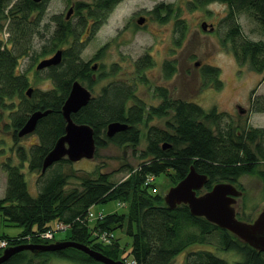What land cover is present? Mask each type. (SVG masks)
Segmentation results:
<instances>
[{"label": "trees", "instance_id": "1", "mask_svg": "<svg viewBox=\"0 0 264 264\" xmlns=\"http://www.w3.org/2000/svg\"><path fill=\"white\" fill-rule=\"evenodd\" d=\"M120 1H76L72 15L76 20L53 16L55 28L34 54L35 38L41 34L48 0H0V19L7 22L9 33L7 40L0 38V156L5 153L7 135L18 143L24 137L18 131L30 114L39 109L50 110L38 120L32 132L36 133L37 142L29 147L20 144L11 147L19 162H13L12 155L2 162L7 177L5 194L0 197V214L8 225L18 226L21 231L15 235L2 232L0 239H6L8 246L47 244L56 241V231L64 226L68 233L64 239L86 244L125 264H228L226 258L207 248L215 241L222 250L242 256L237 264H264V251L205 217L193 215L186 204L170 208L163 195L154 189L155 183L149 181L150 177L154 180L166 172L177 184L194 165L197 171L208 174L205 190L223 181L238 185L246 174H256L264 188V128L223 123L224 115L217 108L207 110L193 101L175 98L165 86L154 89L159 103H148L138 95L139 84L148 81L145 69L154 64L148 54L135 61L131 77H124L116 64L105 71L103 64L97 63L95 70L96 63L82 58L86 40L101 28ZM188 1L191 8L213 2L226 4L228 11L221 22L226 27L222 44L233 52L240 65L248 63L264 75V40L245 36L238 20L241 13H248L264 30V0ZM151 12L165 21L174 13L173 4L160 2ZM187 29L185 20L178 18L176 45H180ZM60 48L62 61L46 68L53 86L49 89L31 86L27 72L19 69L21 59L31 52L36 58L46 57ZM103 49L97 52V58ZM177 71L175 60L164 61L165 79ZM220 75V67L206 65L200 74L202 84L221 89ZM103 77H108L109 82L85 106L72 113V117L94 128L96 153L109 143L131 145L136 152L142 138L140 125L144 124L147 144L138 155L142 161L137 167L128 165L129 175L119 181H114L112 173L107 171L83 170L79 174L68 158L42 172L45 155L65 132L62 106L73 81L79 79L92 90ZM29 87L33 88L31 95L27 93ZM256 110L264 111V101L257 102ZM165 116H170L165 127L149 125L154 117ZM111 121L125 122L128 127L108 136L106 130ZM25 164L29 171L40 172L36 180L37 195L30 191L23 170ZM72 177L79 179V184L69 187ZM114 200L126 211L108 212L100 218L104 212L95 213L91 209L95 204ZM54 221L56 228L52 226ZM118 230L131 237L129 250L122 247ZM46 231L53 232V237H43ZM3 250L0 247V255ZM181 253L184 260L176 263V256ZM55 256L81 264H105L74 246L56 251L21 250L1 264H54Z\"/></svg>", "mask_w": 264, "mask_h": 264}, {"label": "rangeland", "instance_id": "2", "mask_svg": "<svg viewBox=\"0 0 264 264\" xmlns=\"http://www.w3.org/2000/svg\"><path fill=\"white\" fill-rule=\"evenodd\" d=\"M75 1L78 0H48L40 30L41 34L39 33L35 38L34 49L36 51L34 54L39 51L40 46L49 38L50 31L55 28L56 22L53 20V16L62 15L65 17L70 4ZM160 2L173 4L174 13L165 21H161L155 13L151 12ZM188 2V0H121L101 28L86 40L82 58L91 60L94 64H103L105 71L116 64L121 67L120 69L123 71L121 74L124 77H131L134 74L135 61L148 54L154 60V64L145 69L148 81L143 84L140 83L138 89V95L148 103H159V99L154 97V89L156 86H165L175 98L193 101L207 110L213 107L217 108L224 115L223 123L264 128V111L256 110L257 102L264 101V75L253 70L248 63L240 65L233 52L222 44L226 27L221 22L228 11L227 5L221 2H213L205 7L191 8ZM140 17H145L142 24L137 22ZM178 18L184 19L188 26L180 45L175 44L178 36V32H176ZM71 20L74 22L75 16L71 17ZM238 20L245 36L251 40H264V30L248 13H241ZM203 21L213 24L215 30H204L201 26ZM8 37L7 22L1 18L0 38L7 40ZM101 48H104L103 52L97 58V52ZM34 54L31 52L23 57L19 69L27 72L31 86L49 89L53 83L47 77L48 70L44 68L37 72L35 67L41 59L49 57L53 53L38 58ZM165 60H175L178 68L175 75L169 79H165L163 76ZM197 61L200 62L198 65H196ZM206 65L220 67V77L223 80L221 89L202 84L200 74ZM109 80L108 77L100 79L91 90L93 95H97L100 88ZM238 105L246 109V112L240 114ZM169 117H154L149 121V125L165 127ZM140 126L142 127V138L136 152L131 145L118 146L109 143L106 147L100 148L92 159L83 158L79 161H72V167L78 169L79 174L83 170H101L112 173L114 181L125 179L129 175L128 165L134 167L139 165L142 159L138 155L147 144V126L144 124ZM6 141L4 144L5 153L0 156V197L5 194L7 177L2 162L9 155L14 158L13 162H19L11 147L15 148L19 144L29 147L30 144L38 141V137L36 133H30L22 137L17 143L11 136L7 135ZM25 165L23 170L30 191L33 195H37L39 188L36 180L40 172L29 171L27 164ZM78 181L79 179L72 177L68 183L69 187L78 185ZM149 181L155 183L154 189L163 197L169 188L175 185L174 179L166 172L156 176L154 180L149 179ZM238 185L241 186L238 188L244 190V194L238 198L237 215L242 220L252 221L264 208L263 182L256 174H246L239 179ZM204 191L205 189L200 190V192ZM91 209L95 213L103 211V216L108 212L119 211L122 213L126 211L125 207L119 205L116 200L95 204ZM56 225V221L52 222L54 228ZM20 231V227L8 225V222L0 214V233L6 232L15 235ZM117 233L121 236L122 247L127 246L129 250L132 242L131 237L121 230H118ZM67 234L65 228L56 231V240H61ZM207 248L226 258L228 264H237L242 259V256L235 251L222 250L216 241ZM184 258L185 255L181 253L176 256L175 262L181 263ZM53 262L54 264H81L58 256L54 257Z\"/></svg>", "mask_w": 264, "mask_h": 264}, {"label": "water", "instance_id": "3", "mask_svg": "<svg viewBox=\"0 0 264 264\" xmlns=\"http://www.w3.org/2000/svg\"><path fill=\"white\" fill-rule=\"evenodd\" d=\"M40 2L41 0H34ZM73 12L71 7L67 16ZM145 17H140L137 22L144 23ZM204 30H213L212 24L206 21L201 23ZM63 49L56 50L50 57L41 59L36 69L41 70L52 65H57L62 61ZM200 62L197 61L196 65ZM97 64L94 65V69ZM32 87L27 90L28 95L32 93ZM92 91L84 85L79 79L73 81L70 92L62 106V113L66 120L65 132L58 137L54 146L48 151L43 159L42 172L55 162L68 158L70 161H79L83 158L92 159L95 155L97 143L94 128L88 123H79L74 120L72 113L79 111L92 98ZM241 112L244 111L239 106ZM50 110H36L30 114L24 125L19 129L20 137L32 133L37 126L38 120L46 115ZM128 124L121 121H111L107 125V135L112 136L115 133L125 130ZM169 145H164L167 147ZM208 174L196 170L191 165L187 175L177 184L171 186L164 196L165 203L172 209L178 205H188L191 213L195 216L205 217L208 221L227 229L241 240L249 243L257 250L264 251V208L257 214L252 221H245L238 217L236 204L238 198L242 195V190L234 183L223 181L212 186L211 189L200 192L206 187ZM77 247L97 261L105 264H125L124 261L114 259L97 251L86 244L75 242L73 240H56L47 244L24 243L15 246H7L0 255V264L10 258L13 254L21 250H39L56 251L65 247Z\"/></svg>", "mask_w": 264, "mask_h": 264}, {"label": "built area", "instance_id": "4", "mask_svg": "<svg viewBox=\"0 0 264 264\" xmlns=\"http://www.w3.org/2000/svg\"><path fill=\"white\" fill-rule=\"evenodd\" d=\"M103 216V215H101ZM43 237L45 238H52L53 237V232L51 231H46L42 234ZM8 246V241L6 239H0V247L6 248ZM127 264H133V262H127Z\"/></svg>", "mask_w": 264, "mask_h": 264}, {"label": "flooded vegetation", "instance_id": "5", "mask_svg": "<svg viewBox=\"0 0 264 264\" xmlns=\"http://www.w3.org/2000/svg\"><path fill=\"white\" fill-rule=\"evenodd\" d=\"M75 4H76V1L70 4V5H71L70 8L73 7V12H72L71 15L68 17V16H67V12H68V11H67L66 14H65V17H64L65 19H70V18L72 17V15H73V13H74V11H75ZM70 8H69V9H70ZM69 9H68V10H69ZM49 57H50V56H49ZM96 64H97V63H96ZM97 67H98V65H97ZM95 70H97V68H96ZM238 106H239V105H238ZM238 109H239V108H238ZM242 109H244V108H242ZM238 112H239L240 114H242V113L246 112V109H244L243 112H241L240 109H239ZM236 186H237V187H241L240 185H236ZM239 189H241V190L243 191V194H244V190H243L242 188H239Z\"/></svg>", "mask_w": 264, "mask_h": 264}, {"label": "bare ground", "instance_id": "6", "mask_svg": "<svg viewBox=\"0 0 264 264\" xmlns=\"http://www.w3.org/2000/svg\"><path fill=\"white\" fill-rule=\"evenodd\" d=\"M55 52H56V51H55ZM55 52H54L53 54H55ZM53 54H52V55H53ZM62 59H63V55H62ZM81 82H82V81H81ZM96 151H97V148H96ZM96 151H95V155H96ZM95 155H94V156H95ZM153 178H154L153 176H152V178L150 177V179H153ZM242 195H243V191H242ZM242 195H241V196H242ZM63 227H64V226H63ZM63 227H61L60 229H64ZM66 237H67V235H66L64 238H66ZM64 238H63V239H64ZM64 240H68V239H64ZM69 240H71V239H69Z\"/></svg>", "mask_w": 264, "mask_h": 264}]
</instances>
